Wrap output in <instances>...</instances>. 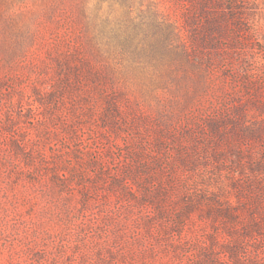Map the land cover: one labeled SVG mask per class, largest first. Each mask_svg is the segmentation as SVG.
I'll return each instance as SVG.
<instances>
[{"label": "rangeland", "instance_id": "1", "mask_svg": "<svg viewBox=\"0 0 264 264\" xmlns=\"http://www.w3.org/2000/svg\"><path fill=\"white\" fill-rule=\"evenodd\" d=\"M57 1L0 0V264H264V0H209L215 44L147 27L101 91Z\"/></svg>", "mask_w": 264, "mask_h": 264}, {"label": "trees", "instance_id": "2", "mask_svg": "<svg viewBox=\"0 0 264 264\" xmlns=\"http://www.w3.org/2000/svg\"><path fill=\"white\" fill-rule=\"evenodd\" d=\"M168 1L171 6L161 10L160 6ZM183 8V20L176 18V9L171 12L175 0H155L149 6L145 21L136 22L132 15V0H59L52 7L57 21L62 18H74L81 25V42L65 40V46L54 54L61 68L67 71V80L76 79L93 82L95 88L101 91L105 85L113 84L115 76L114 62L120 55L130 53L132 43L142 33L149 35L147 27L166 25L178 31L183 28L191 32L188 42L202 41L215 44V35L221 32V27L213 22L208 15L209 0H176ZM174 2V3H173ZM109 10H105V4ZM119 4L124 13L114 17L112 9ZM173 4V5H172ZM171 8V9H170ZM204 19V23L200 22ZM179 34V33H178ZM72 38V37H71ZM69 82V81H68ZM2 80L0 79V84Z\"/></svg>", "mask_w": 264, "mask_h": 264}]
</instances>
